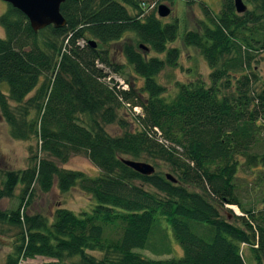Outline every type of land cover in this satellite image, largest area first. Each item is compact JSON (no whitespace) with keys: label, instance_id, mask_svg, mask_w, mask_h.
<instances>
[{"label":"trees","instance_id":"trees-1","mask_svg":"<svg viewBox=\"0 0 264 264\" xmlns=\"http://www.w3.org/2000/svg\"><path fill=\"white\" fill-rule=\"evenodd\" d=\"M242 2L241 13L234 0H220L215 14L201 7L203 18L182 43L202 56L207 79L175 81L171 96L157 77L178 65L179 49L168 46L178 22L163 23L148 2L64 0L65 25L36 31L7 3L0 114L10 136L36 138L41 155H31L25 169L0 173V200L17 192L16 207L0 209V230H16L5 264L35 257L48 259L39 264H247L244 246L262 264L264 81L254 63L264 52V0ZM124 38L119 64L109 45ZM125 67L131 79L121 88L111 75ZM114 123L118 135L104 129ZM72 155L84 156L97 175L58 165ZM125 159L165 165L175 182L160 170L142 175ZM53 185L94 203L78 212L57 206L49 215L29 213L37 191ZM226 205L241 214L222 216ZM170 234L180 256L141 254H172Z\"/></svg>","mask_w":264,"mask_h":264},{"label":"rangeland","instance_id":"rangeland-1","mask_svg":"<svg viewBox=\"0 0 264 264\" xmlns=\"http://www.w3.org/2000/svg\"><path fill=\"white\" fill-rule=\"evenodd\" d=\"M143 1L149 3V5L146 7L147 9L151 10L155 8L156 12L157 6L160 4H163L169 8L170 13L165 17H160L163 23L172 22L175 19L178 22L177 38L175 39V41L168 44V46L177 47L180 51L178 65L175 68L165 67L164 70H162L157 77V80L166 89L165 95L171 96L174 94L175 81H188L193 79L197 74H199L200 77H205V79H207L209 68L206 62L195 48L183 45L182 36L185 30L195 29L197 26V21L203 18V13L201 9L202 6H207L209 10L213 14H215L219 10L220 0H173V2H169L168 0ZM6 7L7 3L0 0V15L5 11ZM3 36L4 31L0 26V37ZM128 38H133V36L128 35ZM123 41H126V39L124 38L123 40H120L117 43L115 42L109 45L110 53L114 56V60L119 64L120 62H123V58L117 54V48ZM146 52L148 56L163 57V55H156L151 50H147ZM257 60L258 62L254 63V66H256L255 70H257L259 80L262 82L264 81V52L257 56ZM129 71H131V69L129 67H125L123 73L111 75L121 88H127L125 80L131 79V77L129 76ZM2 88L5 89L6 85L2 84ZM133 111L138 112L139 109L134 108ZM121 114H123V110H121L120 115ZM104 129L110 135H118L122 131L116 123L105 125ZM38 145L39 144L36 138H31L25 141L12 138L9 134V127L0 114V173L1 171L5 170L25 169L29 165V158L31 155H41L38 151ZM141 161L147 162L155 166L150 161ZM58 165L67 169L82 170L90 176L97 175V169L93 165H91V163L82 155H72L69 157L67 162H65L64 164L58 163ZM155 170H160L162 171V173L165 174L169 172L166 166L161 164L159 167H155L154 171ZM16 193L17 192H15L14 196L11 198L1 199L0 209L10 210L15 208L17 205ZM259 196L260 194L258 192L257 196L252 195V197L250 198H259ZM248 199L249 195L246 200ZM93 203L94 202L90 197L76 189H71L66 193H60L56 189L55 185H53L50 191L46 193L37 191L35 197L29 204L28 208H26V210L29 213L37 212L49 215L57 206H63L72 209L75 212H78L80 210H87L91 208ZM225 208V210L220 211V213L224 217L231 218L228 210H231L236 215L241 214L238 207L235 205H226ZM2 228L4 229L5 226H3ZM15 231V229H5L4 231L0 230V264H5L6 255L11 252L13 235ZM169 241L172 248V254L170 253L171 255L155 254L149 250H142L140 252L143 256L151 258H166L169 256H180L181 250L177 242L171 236V234ZM243 256L247 264H256L251 259V254L245 246L243 247ZM46 261H48V259L45 257H35L34 259L22 261L21 264H39ZM262 264H264V261L262 262Z\"/></svg>","mask_w":264,"mask_h":264},{"label":"water","instance_id":"water-1","mask_svg":"<svg viewBox=\"0 0 264 264\" xmlns=\"http://www.w3.org/2000/svg\"><path fill=\"white\" fill-rule=\"evenodd\" d=\"M23 13L29 21L33 30L42 29L48 25L62 27L65 19L60 13V5L64 0H2ZM234 7L237 13L245 11L246 6L242 0H234ZM170 13L167 6L160 4L157 6L158 17H165ZM92 43V42H90ZM95 44L92 43V46ZM123 162L142 175H150L154 172V167L144 161H134L125 159ZM165 177L173 182L175 179L166 173Z\"/></svg>","mask_w":264,"mask_h":264}]
</instances>
